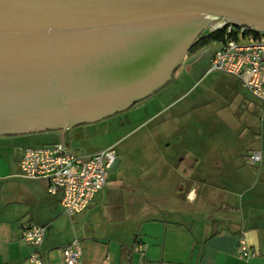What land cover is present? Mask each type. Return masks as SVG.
Wrapping results in <instances>:
<instances>
[{
  "label": "water",
  "instance_id": "obj_1",
  "mask_svg": "<svg viewBox=\"0 0 264 264\" xmlns=\"http://www.w3.org/2000/svg\"><path fill=\"white\" fill-rule=\"evenodd\" d=\"M219 18L264 32V0H0V135L127 108Z\"/></svg>",
  "mask_w": 264,
  "mask_h": 264
},
{
  "label": "rangeland",
  "instance_id": "obj_2",
  "mask_svg": "<svg viewBox=\"0 0 264 264\" xmlns=\"http://www.w3.org/2000/svg\"><path fill=\"white\" fill-rule=\"evenodd\" d=\"M217 47L212 41L191 51L166 84L126 110L59 130L64 145L77 154L114 145L119 163L108 169L107 181L140 215L149 208L157 216L179 210L205 221L221 203L236 208L238 187L219 191L220 201L211 189L210 194L202 193L200 185L193 200L185 196L187 181L181 175L189 169L197 172L199 181L219 182V187L241 174L264 187V104L234 76L206 71ZM55 132L0 135V146L16 155L27 146L54 140ZM251 149L261 151L260 162L250 163ZM185 155L194 159L190 167L179 160ZM208 173L211 178L205 177ZM61 214L65 220L70 217Z\"/></svg>",
  "mask_w": 264,
  "mask_h": 264
},
{
  "label": "crops",
  "instance_id": "obj_3",
  "mask_svg": "<svg viewBox=\"0 0 264 264\" xmlns=\"http://www.w3.org/2000/svg\"><path fill=\"white\" fill-rule=\"evenodd\" d=\"M54 136L52 141L62 140L61 132ZM21 155L0 146V264H25L32 247L19 234L24 222L44 226L39 250L47 264H59L61 247L73 239L81 249V264H102L106 255L109 264H264V187L249 183L243 174L232 177L226 187L199 181L191 169L181 175L187 181L185 196L191 200L199 185L204 194H210L209 189L215 191L218 201L219 191L240 188L234 193L239 198L236 208L221 203L220 210L209 212L205 221L179 210L157 216L149 208L140 215L135 205L112 189L110 181L84 210L65 220L59 194H48L44 180L19 175ZM178 157L189 167L193 164L194 159L187 155ZM118 163L119 158L111 168ZM170 212H175V217L168 216ZM240 238L255 252L253 256L240 255ZM139 244H143L142 250H137Z\"/></svg>",
  "mask_w": 264,
  "mask_h": 264
},
{
  "label": "built area",
  "instance_id": "obj_4",
  "mask_svg": "<svg viewBox=\"0 0 264 264\" xmlns=\"http://www.w3.org/2000/svg\"><path fill=\"white\" fill-rule=\"evenodd\" d=\"M223 31L217 40L218 47L211 53L206 71L230 74L261 104H264V32L233 25L224 19L207 24L201 33ZM250 163L261 160V151L251 149L247 153ZM114 145L77 154L56 140L42 145L27 146L19 160V175L31 180H44L48 194H59L63 212L72 216L84 210L95 194L107 182L108 169L117 162ZM45 228L34 222L20 225L19 234L32 250L25 264H47L40 253ZM143 244L137 245L142 250ZM242 257L253 256L245 241L239 239ZM81 249L77 239L61 247L59 264H81ZM102 264H109V255Z\"/></svg>",
  "mask_w": 264,
  "mask_h": 264
},
{
  "label": "trees",
  "instance_id": "obj_5",
  "mask_svg": "<svg viewBox=\"0 0 264 264\" xmlns=\"http://www.w3.org/2000/svg\"><path fill=\"white\" fill-rule=\"evenodd\" d=\"M223 34V31H215V32H210V33H200L198 35V37L196 38V40L194 41V44H193V49H199L205 45H208L210 42L212 41H215L217 39H219L221 37V35ZM150 95V94H149ZM148 95V96H149ZM147 97V96H146ZM144 97V98H146ZM143 99V98H142ZM140 99V100H142ZM138 102V101H137ZM135 103V102H134ZM133 103V105H134ZM132 105V104H131ZM118 113V112H116ZM114 113V114H116ZM114 114L108 116V117H111L113 116ZM53 131H56V130H52V131H44V132H53ZM59 131V130H58ZM40 133H43V132H40ZM50 142H53V141H50ZM49 143V142H48Z\"/></svg>",
  "mask_w": 264,
  "mask_h": 264
},
{
  "label": "flooded vegetation",
  "instance_id": "obj_6",
  "mask_svg": "<svg viewBox=\"0 0 264 264\" xmlns=\"http://www.w3.org/2000/svg\"><path fill=\"white\" fill-rule=\"evenodd\" d=\"M197 37H198V36H197ZM197 37H196V38H197ZM196 38L194 39V41L196 40ZM194 41H193V42L191 43V45L189 46V48H188V50H187V52H186V54H185L184 59H186V58L188 57V54H190V55L192 54L191 51H194V52H195V51L197 50V49H193ZM190 55H189V56H190ZM170 78H172V77H170ZM170 78H169L164 84H166V83L170 80ZM164 84H163V85H164ZM163 85H162V86H163ZM162 86H160V88H161ZM157 90H158V89H157ZM154 92H155V91H154ZM151 94H152V93H151ZM138 101H139V100H138ZM136 102H137V101H136ZM136 102H135V103H136ZM135 103H134V104H135ZM132 105H133V104H132ZM132 105L128 106L127 108L131 107ZM127 108H125V109H123V110H120V111H118V112H122V111L126 110Z\"/></svg>",
  "mask_w": 264,
  "mask_h": 264
}]
</instances>
